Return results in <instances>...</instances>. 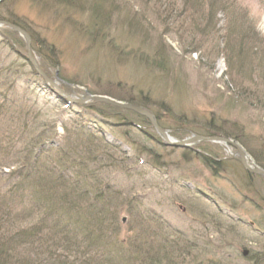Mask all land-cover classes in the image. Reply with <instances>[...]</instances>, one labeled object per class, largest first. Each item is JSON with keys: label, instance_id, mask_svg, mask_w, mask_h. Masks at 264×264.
Here are the masks:
<instances>
[{"label": "rangeland", "instance_id": "obj_1", "mask_svg": "<svg viewBox=\"0 0 264 264\" xmlns=\"http://www.w3.org/2000/svg\"><path fill=\"white\" fill-rule=\"evenodd\" d=\"M0 20L15 22L31 34L36 59L55 66L47 64V74L70 93L129 97L159 117L175 139L200 135L199 127L214 117L222 132L241 139V144L235 142L255 166L248 152L264 160V0H0ZM19 38L0 31L2 264H51L58 256L76 264L103 250L100 244L116 246L122 251L116 254L126 259L138 245L129 239L152 237L157 245L162 239L173 242L174 232L201 244L212 238L217 249L209 255L219 264H252L241 253H264V180L246 174L235 153L219 144L167 148L133 126L100 124L107 142L131 140L135 147H147L157 160L144 154L139 168L125 162V168L132 167L127 175L118 169L100 173L98 182L91 174L95 167L90 172L60 168L66 160L57 157L63 136L36 158L26 152L23 139L29 133L23 120L36 114L47 118L62 109V124L69 126L80 110L61 107L42 87L27 68ZM24 110L28 115L23 116ZM147 132L155 137L149 127ZM68 154L78 159V153ZM201 155L218 161V171L207 169ZM115 158L121 159L119 154ZM17 170L19 177L11 174ZM43 170L48 180L45 196L79 182L78 208L70 215L56 218L53 213L52 218L43 208L27 210L17 200L18 193H29ZM58 174L60 184L53 179ZM85 192L91 208L83 212ZM112 210L115 220L107 214ZM204 213L232 225L234 237L218 236ZM101 233L108 236L105 241ZM164 249L167 253L156 254L158 264H197L198 255V263L208 256L188 245L174 255Z\"/></svg>", "mask_w": 264, "mask_h": 264}, {"label": "trees", "instance_id": "obj_2", "mask_svg": "<svg viewBox=\"0 0 264 264\" xmlns=\"http://www.w3.org/2000/svg\"><path fill=\"white\" fill-rule=\"evenodd\" d=\"M9 35V34H8ZM49 61L43 62L39 60L40 66L45 70V67L47 64L55 69V66H52ZM45 72H47L45 70ZM10 90H13L12 87ZM94 95V94H93ZM97 95V94H95ZM98 95H105L107 97H111L120 101H124L126 103L134 104V105H144L140 104L137 101H132L129 99V97H117L113 96L110 93H100ZM28 108H30L28 106ZM82 108L85 110V115H82V119H72L69 123V126H64V146L59 149L58 154V160L60 161L61 155H64L66 157V160L60 164V168L67 166L66 168L70 169H78L79 172L86 171L90 172L91 167H95V172L91 173L93 174L92 178L95 182H98L96 179V174L100 173H110L112 171H122L126 175L132 170V167L130 170L125 168L124 163L131 162L130 158V152L127 151L122 145H116L115 143L107 142L104 137L106 136L105 133L102 132L100 129V124H104L108 127L111 126V124H122V125H130L133 126L135 129L142 133V135L147 139V134L143 129L144 125H146L145 120L140 117L139 115H136L132 112L120 110L117 108H113L104 104H90L82 106ZM27 110H24L23 116L28 115L26 112ZM19 115V114H18ZM41 117V115H37L35 119H25L21 120L22 124L26 128V130L29 133L28 137H25V133L20 132V135L24 136L25 141H23L24 150L26 152H30V155L32 156L35 154V158L37 155L46 149L47 146H53L57 142V124L59 122V119H61V116L59 113L56 115H51L47 118ZM44 118V119H42ZM40 121V122H39ZM85 122H88L90 125H87ZM158 122L163 125V123L159 120ZM220 125H218L217 120L212 117L209 119V122L203 125L200 128V132H198L200 135H217L221 134L225 136L226 138H231L234 141H237L241 144V139L234 138L233 135L224 133L219 128ZM203 130V131H202ZM17 130L14 129L13 135L16 136ZM125 142V141H124ZM74 147H71L73 146ZM125 146L129 147L131 150H135L137 147H134L135 143L131 140H128L126 143H124ZM200 146L197 147V149ZM203 148V146H202ZM144 145L141 146V149H138L137 151L145 152ZM140 152V153H141ZM70 153L72 156L78 153V159L75 160L74 157H70L68 154ZM201 153V152H200ZM250 153L254 160L258 163V165L264 170V160L261 159V157H257L254 153ZM119 154L120 158H115V155ZM203 154V153H202ZM81 155H85L84 158L81 157ZM148 156H152V154L149 152L147 154ZM250 155V156H251ZM34 158V159H35ZM200 160L203 163V165L209 169L212 170L214 173L215 171H218L219 169V163L218 161L214 160L213 158L209 156H200ZM31 166L35 165V162L30 163ZM133 165V164H132ZM56 168V167H55ZM54 168V169H55ZM118 169V170H117ZM53 170V169H52ZM12 175H15L16 177L21 176V173L19 170L14 171L11 173ZM28 175V172L25 174V176ZM63 177V175L61 176ZM27 178L22 179L23 182L27 183ZM56 182L60 184V176L59 174L57 176H54L53 178ZM19 185H23L21 183V179ZM48 180L45 181L44 178V170L43 173L36 179V182L32 186L29 193L22 196L20 193L17 194V200L22 203L24 206H26L27 210H32L34 212L44 209V215H49L53 218L55 216L53 213H56V218L64 215H70L71 211H73V208H78L75 200V188L78 185L79 182H74L68 186H62V189H59L57 193H52L49 196L46 195V189L45 185ZM94 182V183H95ZM65 183H62L64 185ZM62 190L61 194L60 191ZM109 187L105 186L104 191H108ZM83 198L81 200V204L85 205V209H81V211L86 212L87 208H91V204L88 203L86 200V192L83 194ZM71 197V199H70ZM94 214H97V211H94ZM110 216V220H115L116 213L115 210H112L111 212L107 213ZM204 219L213 226V228L218 233V236L223 237L224 239L228 237H234L232 235V229L234 228L232 225L224 224L221 220H219V216L214 213H204L203 214ZM73 218L79 219L78 215H74ZM54 220V219H53ZM56 223V221L54 220ZM81 222V218L79 220V223ZM57 224V223H56ZM221 229H224L225 232L222 234ZM230 230V232H229ZM102 234V233H101ZM175 235H177L173 242L167 241L165 239L157 240L158 243L156 245L155 241L150 237L151 239H147L148 237H137L135 236L132 240L129 239L128 241L132 245L133 243L137 242V246H134V250L128 251V258L122 259L119 255L116 254V252H122L120 249L118 250L115 246L114 248H107L103 244H100L103 250H98L97 254L92 257V259L86 258V260H83L76 264H158V256L156 254L158 253H167L162 252L161 250H165L164 247L168 249L169 255H174L179 252L183 248L188 246L194 247L196 249H199V252L202 256L206 257L205 255H208L204 261H201L198 263V259L201 257L198 255L196 257V263L197 264H219L216 261H214V257L210 256L212 255L213 248H216L217 246L214 244V242H211L212 238H209L200 243V241L197 240H189V239H181L178 237L177 232H174ZM231 234V235H230ZM103 235V234H102ZM183 236V235H181ZM105 238H108V236L103 235V237H100L102 240H106ZM96 238L93 240L94 242L98 240ZM182 240V241H181ZM176 241V242H175ZM47 242V241H46ZM63 244H65L63 241H61ZM178 242V243H177ZM216 242V241H215ZM170 245H169V244ZM167 245V246H166ZM179 248V249H178ZM181 248V249H180ZM121 249L123 250V247L121 246ZM217 249V248H216ZM218 251V250H217ZM9 253V251L7 252ZM209 253H211L209 255ZM248 253V254H247ZM72 255H75L72 254ZM166 255V254H165ZM200 256V257H199ZM241 256L245 260H251L252 264H263L264 263V253L259 252H253L249 251L246 253H241ZM75 257H78L75 255ZM54 262L51 264H68L69 261L66 256H58L53 258ZM23 263V260L21 261V264ZM0 264H2V261H0Z\"/></svg>", "mask_w": 264, "mask_h": 264}, {"label": "water", "instance_id": "obj_3", "mask_svg": "<svg viewBox=\"0 0 264 264\" xmlns=\"http://www.w3.org/2000/svg\"><path fill=\"white\" fill-rule=\"evenodd\" d=\"M0 31L14 32L17 33L19 37H22L24 39L26 62L31 65V68L33 69L35 75L42 81L44 86L47 87L54 95H56L65 104L77 103L83 105V104L102 103L114 108L133 112L139 116L144 117L150 123L152 128L155 130V132L159 135L160 139L162 140V144L167 147L184 149L200 143H216L223 145L224 147L230 146L235 153L234 159L239 163L242 170L250 175H258L264 180V170L255 166L248 158L242 146L231 139L224 137H216V136L207 137L201 135H192L191 137H188L184 140L177 141L169 138L166 132L159 127L154 114L151 111L143 109L142 107L123 103L121 101H117L114 100L113 98L106 96L90 95L87 92H85L81 97H78V100H73L62 88H60L56 84V82L53 79L49 78L40 68V66L36 62L35 57L31 52L32 51L30 44L31 39L24 31H20L12 24L3 22L1 20H0Z\"/></svg>", "mask_w": 264, "mask_h": 264}, {"label": "bare ground", "instance_id": "obj_4", "mask_svg": "<svg viewBox=\"0 0 264 264\" xmlns=\"http://www.w3.org/2000/svg\"><path fill=\"white\" fill-rule=\"evenodd\" d=\"M3 22H6V23H9V22H7V21H3ZM10 24H12V23H10ZM14 27H16L17 29H19L20 31H24L29 37H30V39H32L31 38V34H29V32L28 31H26V29L24 28V27H22L21 25H19V24H17V23H15V22H13V24H12ZM5 32H7V31H5ZM13 34V35H15V36H18L19 37V35L17 34V33H14V32H7V34ZM9 34V35H10ZM19 39H21V41H22V43H23V48H24V61H25V63H26V65H27V68H29L30 70H31V74H33L35 77H37L36 75H35V73H34V71H33V69L31 68V65L29 64V63H27L26 62V60H25V57H26V54H25V42H24V39L22 38V37H20ZM30 44H31V48H32V42H30ZM32 51V54H33V56L35 57V53L33 52V49H31ZM35 59H36V57H35ZM36 62L38 63V65L40 66V64H39V60H37L36 59ZM40 68L43 70V72L49 77V78H51V79H53L55 82H56V84L60 87V88H62L73 100H78V97H81L82 95H83V93L81 94V95H74V94H72V93H70L69 91H67V90H65L63 87H61L60 85H59V83L57 82V81H59V80H56V79H54V78H52L51 76H49L48 74H47V72H45V70L47 71V66L45 67V70L40 66ZM38 78V77H37ZM39 79V78H38ZM39 83H41V85H42V87L44 88V89H46L47 91H49V93H51V95L52 96H54V98L58 101V103H60V105H61V107H64V108H76V109H79L80 111H78V112H76V114H75V116H76V119L78 120V119H82V115L84 114L85 115V110L82 108V106H85V105H88V104H83V105H80V104H77V103H70V104H68V103H64L62 100H60L56 95H54L47 87H45L44 86V84L42 83V81L39 79ZM114 100H117V99H114ZM117 101H120V100H117ZM121 102H123V103H126V102H124V101H121ZM127 104H130V103H127ZM132 105H134V104H132ZM135 106H137V105H135ZM140 107V106H139ZM144 109V108H143ZM57 113H59L60 114V116H61V119H59V122H58V129H59V131L57 132V137H59V136H63V138H64V131H63V127H64V125L62 124V122H63V111H62V109H61V111L60 112H57ZM155 116V115H154ZM140 117H142V116H140ZM144 120H145V123H146V125H144V127H143V129L142 130H144L145 132H146V134L148 135L147 136V139H149V138H151V139H154V140H156V141H154L155 143H160L162 146H164L163 144H162V140L160 139V137H159V135L155 132V130L152 128V126L150 125V123L144 118V117H142ZM155 118H156V116H155ZM156 120H158L157 118H156ZM84 123V122H83ZM85 123H87V122H85ZM84 123V124H85ZM158 123V122H157ZM158 125H159V127L163 130V131H165L166 132V134H167V136L169 137V138H171V139H174V140H177V141H181V140H184V139H186V138H188V137H191L192 135H196V134H190L189 136H187L186 138H184V139H175V138H172L171 136H169V134H168V131L166 130V128H165V126H164V124L162 125V124H160V123H158ZM150 128L151 129V131H153L152 133L154 134V136L155 137H152L151 135H149L148 134V132H147V128ZM56 131H57V129H56ZM62 132V133H61ZM61 134V135H60ZM63 134V135H62ZM142 134V133H141ZM202 136H204V135H202ZM145 137H146V135H145ZM216 137H221V136H216ZM229 139H231V138H229ZM232 140V139H231ZM122 142V143H121ZM111 143H115L116 145H122L124 148H125V145H124V141H120L119 143L118 142H111ZM220 145V144H219ZM222 147H224L223 145H221ZM127 147V146H126ZM135 147V146H134ZM164 147H167V146H164ZM167 148H173V147H167ZM229 152L232 150V152H234V150L230 147V146H227V147H225ZM128 149H129V151H132L131 153H130V158H131V162H132V164H133V166L135 167V169H137V168H139L138 167V165L140 164V162H142L141 161V159H142V155H146V154H148L149 152L152 154V158H153V160L155 159V160H157L156 159V156H155V154L152 152V151H150L147 147H146V149H145V152L143 153V152H141V150H140V152H138L137 150L138 149H141V148H136L135 150H131L129 147H128ZM173 149H180V148H173ZM207 156V155H206ZM223 159H221V160H219V161H222ZM235 160V159H234ZM258 167V166H257ZM259 168H261L260 166H259ZM262 169V168H261ZM246 173V172H245ZM247 174V173H246ZM249 176H251L250 174H248ZM256 176H258V175H256ZM258 177H260V176H258Z\"/></svg>", "mask_w": 264, "mask_h": 264}]
</instances>
